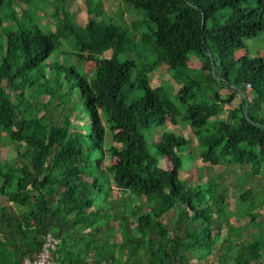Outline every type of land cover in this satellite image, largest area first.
I'll list each match as a JSON object with an SVG mask.
<instances>
[{"label":"trees","instance_id":"16d2710c","mask_svg":"<svg viewBox=\"0 0 264 264\" xmlns=\"http://www.w3.org/2000/svg\"><path fill=\"white\" fill-rule=\"evenodd\" d=\"M18 1L0 0V142L16 151L0 167V264L35 258L49 232L60 264H264V184L245 185L264 179V56H236L264 35V0H123L144 16L130 24L84 0V25L76 0H49L54 30ZM164 65L177 89L151 85ZM222 164L249 166L245 225L205 173Z\"/></svg>","mask_w":264,"mask_h":264},{"label":"rangeland","instance_id":"374dc122","mask_svg":"<svg viewBox=\"0 0 264 264\" xmlns=\"http://www.w3.org/2000/svg\"><path fill=\"white\" fill-rule=\"evenodd\" d=\"M105 5L106 9V16L112 18L115 22H120L121 14L124 18V20L130 24V22L133 19L136 18H144L143 14L139 11L135 10L133 7L129 6L128 4L124 3L123 0H102ZM34 7H37L39 10L34 13V17L40 19V21L43 24H47L50 29L54 30L56 27V19L52 16V13L55 10L54 3L49 0H33ZM29 5L23 0L18 1V8H27ZM66 8L70 12L76 13V21L84 25L88 20V13L86 10V5L84 3V0H76L72 3H69V5L66 6ZM61 9V8H60ZM140 14H139V13ZM147 30V28H145ZM149 30V28H148ZM66 47V46H65ZM236 56H242V55H262L264 56V35L256 37V38H250L247 40V46L241 49L236 50ZM110 51H107L104 53L103 56L109 57ZM201 61L195 54L190 55V59L188 61L189 67H200ZM95 66L94 61H88L85 64V68L87 71H90ZM172 72H169L166 68V66L160 67L157 71L153 73L152 79H151V85L153 87L158 86L161 83L162 79H169L173 82L175 88H178V85L174 82L172 79ZM223 94H226V96L230 93L229 90L222 91ZM175 99V98H174ZM48 100V96L45 95L42 97V102H46ZM229 105L226 106V108L222 111V114L227 115ZM44 111H41L43 113ZM51 112L56 119H60V107L54 106V104L51 105ZM82 122L76 118L73 119V127H77ZM166 127L168 129H171L172 131L183 134L187 138H190L193 140L195 138L194 130L190 125L187 124H180L179 126H176L172 124L170 121H166ZM156 132V131H154ZM154 137L157 139L159 137L158 133H154ZM184 148H182V151ZM16 154L15 148L13 143L10 141L8 136L4 137V140L0 142V167L3 166L5 160L10 159L14 157ZM184 154H187L184 152ZM191 165L195 166H204L202 160L199 157H194L191 160L188 158L185 159V167L190 168ZM160 166L166 169L171 168L170 161L168 157H163L160 159ZM198 170V168L196 167ZM194 169V167L189 172L182 171L180 173V176L186 177L192 176L193 178H196L197 170ZM249 170V166H226L225 164L213 166L212 168L205 167V173L206 174H212L217 176L218 182L221 184L219 187V190L227 189L229 198H230V204L229 209L235 212V215L231 218V223L234 225H245L249 221V217L247 216V206L244 204H238L236 202L237 196L239 195V192L243 189V185L240 184L239 178L241 176L247 177L246 171ZM246 186L247 187H253L256 189V191H261L262 185L264 184V179L260 176L247 178L246 179ZM118 193L115 191V195ZM1 202L5 204L4 198H1ZM261 217H259V220Z\"/></svg>","mask_w":264,"mask_h":264},{"label":"built area","instance_id":"2783aa9c","mask_svg":"<svg viewBox=\"0 0 264 264\" xmlns=\"http://www.w3.org/2000/svg\"><path fill=\"white\" fill-rule=\"evenodd\" d=\"M60 240L52 233H48L45 236L44 243L35 256V258H24L22 264H60L53 259V253L56 251Z\"/></svg>","mask_w":264,"mask_h":264},{"label":"crops","instance_id":"0c3cea01","mask_svg":"<svg viewBox=\"0 0 264 264\" xmlns=\"http://www.w3.org/2000/svg\"><path fill=\"white\" fill-rule=\"evenodd\" d=\"M176 126H179V125H176ZM193 146H195L196 145V138H193V144H192Z\"/></svg>","mask_w":264,"mask_h":264}]
</instances>
